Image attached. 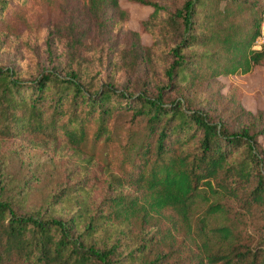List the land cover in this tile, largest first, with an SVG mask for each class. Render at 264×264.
<instances>
[{
  "label": "trees",
  "instance_id": "16d2710c",
  "mask_svg": "<svg viewBox=\"0 0 264 264\" xmlns=\"http://www.w3.org/2000/svg\"><path fill=\"white\" fill-rule=\"evenodd\" d=\"M129 1L153 8L141 23V30L153 36L154 45H160L169 60L166 84L159 85L155 94L145 89L136 93L120 90L113 82L97 85L96 75L73 66L72 57L62 69L65 71L48 70L32 78L0 63V137L51 136L60 131L73 145H82L92 117L96 115L95 136L99 140L108 134V118L117 110L128 109L146 127L142 140L129 145L140 160L144 202L132 200L128 206H121L120 197L114 198L116 209L106 218L129 221L140 212L146 217L172 209L188 222L192 211L210 198L215 200L203 210L204 218L215 217L226 211L216 199L221 193L236 194L248 205L264 203V149L258 132L247 128L233 131L187 101L167 96L190 78L241 76L264 66V47L254 49L264 5L259 0H222L221 8L219 0H184L181 6L167 11L160 0ZM30 2L0 0V37L20 7ZM83 3L94 11L119 7V0ZM242 13L249 15L248 24L234 21ZM201 47L204 50L198 51ZM64 116L67 120L61 121ZM191 143L196 145L186 149ZM242 148L243 158L232 159ZM222 178L235 185L222 184ZM249 182L255 183L250 191L239 185ZM4 191L0 184V264L159 263L157 259L144 260L150 246L147 240L128 251L117 237L111 245H101L95 239L99 229L95 216L82 227L76 217L64 220L26 212L20 198ZM213 233L226 240L233 237V231L225 226L214 228ZM227 246L228 250L208 255L210 262L264 264V235L254 246Z\"/></svg>",
  "mask_w": 264,
  "mask_h": 264
},
{
  "label": "rangeland",
  "instance_id": "374dc122",
  "mask_svg": "<svg viewBox=\"0 0 264 264\" xmlns=\"http://www.w3.org/2000/svg\"><path fill=\"white\" fill-rule=\"evenodd\" d=\"M183 1L160 0L167 11ZM259 1L264 5V0ZM224 3L219 0L221 8ZM152 12V7L129 0H119V7L98 11L83 0H31L28 6L20 7L0 37V63L32 78L48 70L65 71L62 69L72 57L73 66L96 75L97 85L113 82L120 90L136 93L145 89L155 94L159 85L167 82L169 60L160 45H154L153 36L141 30V23ZM234 21L248 24L250 17L242 13ZM167 96L187 101L233 131L247 128L258 132L264 149V66L241 76L190 78ZM95 117L87 124V139L82 145H73L60 131L51 136L0 137V184L4 193L20 198L26 212L64 220L76 217L82 227L95 216L99 224L95 239L101 245H111L117 237L128 251L147 240L151 247L144 260L157 259L158 264H214L208 255L228 250V243L245 247L260 242L264 203L248 205L230 193L216 198L226 211L215 217L204 218L203 210L215 200L210 198L192 211L188 222L172 209L146 217L140 212L129 221L106 218L116 209L114 198L120 197L121 206H128L132 200L144 202L140 160L129 145L142 140L146 127L132 111L117 110L106 122L108 134L97 140ZM66 120L67 116L61 119ZM195 145L191 143L186 149ZM244 155L242 148L232 159L240 160ZM222 179V184L235 185ZM239 185L249 191L255 187L254 182ZM214 186L219 189L216 182ZM223 226L233 231L230 240L214 235V228ZM220 263L218 260L216 264Z\"/></svg>",
  "mask_w": 264,
  "mask_h": 264
},
{
  "label": "built area",
  "instance_id": "2783aa9c",
  "mask_svg": "<svg viewBox=\"0 0 264 264\" xmlns=\"http://www.w3.org/2000/svg\"><path fill=\"white\" fill-rule=\"evenodd\" d=\"M263 47H264V15H263V22L261 25V32L254 45V49L261 50Z\"/></svg>",
  "mask_w": 264,
  "mask_h": 264
}]
</instances>
